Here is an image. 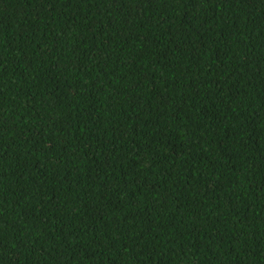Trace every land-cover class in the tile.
I'll return each instance as SVG.
<instances>
[{
	"label": "trees",
	"instance_id": "trees-1",
	"mask_svg": "<svg viewBox=\"0 0 264 264\" xmlns=\"http://www.w3.org/2000/svg\"><path fill=\"white\" fill-rule=\"evenodd\" d=\"M0 264H264V0H0Z\"/></svg>",
	"mask_w": 264,
	"mask_h": 264
}]
</instances>
